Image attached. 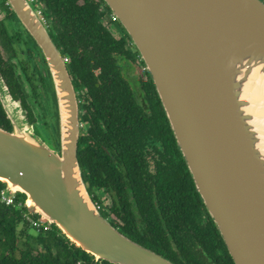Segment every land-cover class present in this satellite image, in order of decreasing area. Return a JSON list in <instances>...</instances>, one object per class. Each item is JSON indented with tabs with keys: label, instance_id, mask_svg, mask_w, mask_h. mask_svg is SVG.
Returning a JSON list of instances; mask_svg holds the SVG:
<instances>
[{
	"label": "water",
	"instance_id": "obj_1",
	"mask_svg": "<svg viewBox=\"0 0 264 264\" xmlns=\"http://www.w3.org/2000/svg\"><path fill=\"white\" fill-rule=\"evenodd\" d=\"M49 73L58 150L0 74V182L31 216L94 260L175 264L96 209L77 160L78 102L66 64L28 0H5ZM154 86L195 191L233 264H264V1L102 0Z\"/></svg>",
	"mask_w": 264,
	"mask_h": 264
},
{
	"label": "trees",
	"instance_id": "obj_2",
	"mask_svg": "<svg viewBox=\"0 0 264 264\" xmlns=\"http://www.w3.org/2000/svg\"><path fill=\"white\" fill-rule=\"evenodd\" d=\"M31 3L67 59L78 102L81 176L110 224L175 264H233L195 191L152 81L146 71L142 70L146 79L139 72L137 65H144L108 7L102 0ZM0 12L1 45L10 58H24L19 61L21 72L45 116V111L52 112L47 104L53 105L52 120L45 118L43 124L58 150L55 97L42 54L24 29V36L18 30L7 35L3 22L18 20L5 0H0ZM111 24L118 26L120 35H114ZM0 74L29 122H34L21 83L1 57ZM0 128L10 130L1 106ZM101 195L106 197L103 202ZM24 200L16 194L13 204L0 203V264H111L94 260L52 225L36 231L24 218Z\"/></svg>",
	"mask_w": 264,
	"mask_h": 264
},
{
	"label": "rangeland",
	"instance_id": "obj_3",
	"mask_svg": "<svg viewBox=\"0 0 264 264\" xmlns=\"http://www.w3.org/2000/svg\"><path fill=\"white\" fill-rule=\"evenodd\" d=\"M31 5H32V3H30ZM33 6V8L35 7L34 6V4L32 5ZM35 9V8H34ZM1 19H3V15H2V13L0 12V20ZM20 24V23H19ZM18 24V22H16L14 19H11V20H6V21H4L3 22V27H4V29H5V31H6V33H7V35L8 36H11V35H13V33L14 32H17V30L19 31V33L22 35L23 34V31H22V29L23 28H20V26L21 25H19ZM22 27V26H21ZM110 28L112 29V32L114 33V35H120V33H121V31L119 30V28H118V26L116 25V24H111L110 25ZM23 36H24V34H23ZM14 45V47H15V49H16V46L17 45H15V44H13ZM1 48V56H2V58L5 60H9V62L14 66V69H15V73L18 75V77H19V81H20V83H21V86H22V89H23V91H24V93H25V95H26V100H27V103H28V105H29V107L31 108V110H32V113H33V115H34V118H35V121H38L40 124H41V126L43 127V129H44V131H45V133L47 134V136H48V138L51 140V134L49 133V129H47V127H45L44 126V124H43V122H44V119L46 118V120L48 121V122H50L51 120L49 119V118H53V105H52V103H48L47 104V108L48 109H51L52 110V112H51V114H50V112L48 111V113L45 111V114H48V117L47 116H45L44 115V110H43V108H41L40 107V105H39V103H38V101L35 99V98H33L31 95H30V93H29V88H28V85H27V83H26V80H25V78H24V76H23V74L21 73V71H20V65H19V61H20V59H22L23 57H21V56H18L17 58H10V56H9V53L1 46L0 47ZM140 58V57H139ZM24 59V58H23ZM22 59V60H23ZM141 61V60H140ZM136 64H138V62H136ZM138 66V70H139V72H141V73H143V71H142V69L139 67V65H137ZM132 73H133V76H134V78L135 77H137V74H136V70L134 69V70H132L131 71ZM142 77H143V75H142ZM133 81H135V79H133ZM49 114H50V116H49ZM100 214L103 216V217H105L106 219H108L107 217H108V215H107V212H106V210L105 209H102L101 211H100ZM108 222L110 223V221L108 220Z\"/></svg>",
	"mask_w": 264,
	"mask_h": 264
},
{
	"label": "built area",
	"instance_id": "obj_4",
	"mask_svg": "<svg viewBox=\"0 0 264 264\" xmlns=\"http://www.w3.org/2000/svg\"><path fill=\"white\" fill-rule=\"evenodd\" d=\"M28 1L31 3L33 0H28ZM36 12H37L38 16L40 17L39 11H36ZM40 18L44 22L43 18L42 17H40ZM111 19L115 20V18L112 15H111ZM63 60L65 63L67 62L66 58H63ZM14 198H15V195L9 194L7 191V187L5 185L2 189H0V203L1 204L7 205V206L11 205L14 202ZM93 203H94L96 209H98L100 211L101 205H99L98 203H96L94 201H93ZM24 218L32 227H34V229L36 231H39L40 229H42L43 231H46L50 227L49 224L40 221L38 218L33 219L31 217V215H29L27 213L24 215Z\"/></svg>",
	"mask_w": 264,
	"mask_h": 264
},
{
	"label": "flooded vegetation",
	"instance_id": "obj_5",
	"mask_svg": "<svg viewBox=\"0 0 264 264\" xmlns=\"http://www.w3.org/2000/svg\"><path fill=\"white\" fill-rule=\"evenodd\" d=\"M1 46H2V45H1V43H0V47H1ZM2 47H3V46H2ZM0 50H1V48H0ZM0 57L2 58V56H1V51H0ZM34 57H35V56H30V58L33 59V60H34ZM63 58H65V57H63ZM2 60H3V61H7V62L10 64V66H11V68H12V71L14 72V75L18 78V81H19V77H18V75L15 73L14 66L9 62L8 59H7V60H6V59L4 60V59L2 58ZM142 70L145 71L144 68H142ZM20 71H21V69H20ZM21 73H22V72H21ZM142 75H143V78L146 79V76H145L143 73H142ZM19 82H20V81H19ZM17 100H19V99H17ZM26 102H27V100H26ZM27 104H28V103H27ZM28 106H29V105H28ZM30 110H31V108H30ZM31 111H32V110H31ZM100 199H101V201L103 202V200L106 199V197L103 196V195H101ZM102 209H104V208H103V205H101V210H102ZM101 210H100V211H101Z\"/></svg>",
	"mask_w": 264,
	"mask_h": 264
},
{
	"label": "bare ground",
	"instance_id": "obj_6",
	"mask_svg": "<svg viewBox=\"0 0 264 264\" xmlns=\"http://www.w3.org/2000/svg\"><path fill=\"white\" fill-rule=\"evenodd\" d=\"M62 58H63V57H62ZM263 132H264V130H263ZM259 148H260L261 152H262L263 155H264V143H263V144H260V145H259Z\"/></svg>",
	"mask_w": 264,
	"mask_h": 264
}]
</instances>
